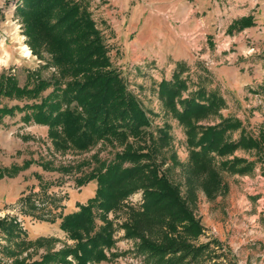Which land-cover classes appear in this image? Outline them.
<instances>
[{"label": "rangeland", "instance_id": "374dc122", "mask_svg": "<svg viewBox=\"0 0 264 264\" xmlns=\"http://www.w3.org/2000/svg\"><path fill=\"white\" fill-rule=\"evenodd\" d=\"M16 2L0 0V75L13 78L18 88L30 90L58 71L47 65L51 57L46 51L40 56L32 53L23 23L15 15ZM126 5L128 11L143 9L136 29L128 28L129 12L111 1L92 0L89 11L113 67L149 113L151 125L145 133L158 137V129L169 126L170 141L157 160L165 163L161 171L184 194L183 168L189 151L183 128L158 100L157 85L171 78L176 63H185L183 76L188 83L193 87L201 80L208 90H216L226 103L221 110L223 117L238 119L256 136L260 127L264 128V94L259 90L264 81V0H130ZM248 16H252L253 26L228 31L232 22ZM147 20L148 26L142 30ZM24 46L30 50L28 56ZM51 91L52 86L31 100L0 96V108L13 109L12 115L0 118V220L14 222L21 230V239L34 243L10 255L8 251L16 248L0 231V264L16 260L29 264L41 261L47 253L73 248L76 241L60 228L62 218L87 206L98 187L96 179L82 185L78 180L98 161L108 164L122 151L105 140L81 153L54 149L48 126L22 120L31 111L16 109L40 104ZM215 122L212 119L204 124ZM234 156L256 160L254 152L241 149ZM221 176L226 191L213 201L198 192L196 204L191 206L203 227L193 244L214 243L211 255L191 264H264V158L256 161L250 174L222 172ZM73 195L77 198L70 208ZM143 203L144 191L137 189L122 201L119 210L106 214L105 221L112 224L113 244L104 250L107 260L96 264H150L135 250L139 240L126 238L122 227L130 209L141 210ZM92 212L97 231L104 220L100 210ZM67 260L77 264L70 255Z\"/></svg>", "mask_w": 264, "mask_h": 264}, {"label": "trees", "instance_id": "16d2710c", "mask_svg": "<svg viewBox=\"0 0 264 264\" xmlns=\"http://www.w3.org/2000/svg\"><path fill=\"white\" fill-rule=\"evenodd\" d=\"M90 1L16 2L15 15L23 23L32 53L40 56V52L46 51L51 57L47 65L58 72L49 81L40 80L30 90L20 89L13 78L0 75V96L31 100L52 86L40 104L16 109L31 111L22 120L48 126V138L54 149L81 153L99 140L122 148L110 163L98 161L95 169L78 180L82 185L96 179L98 187L87 206L62 218L60 228L76 241L75 246L47 253L41 261L29 264H72L67 260L69 255L77 264L107 260L104 250L113 244V229L111 222L105 221L106 214L119 210L122 201L137 189L144 191V203L141 210L130 209L122 225L126 238L139 240L137 254L150 264L194 263L211 255L210 245L214 244L213 241L193 244L203 231L191 208L196 204L197 193L202 192L207 201H213L226 191L222 172L239 176L252 173L256 161L264 158V128L260 127L253 136L238 119L223 117L221 110L226 103L218 92L208 90L201 80L192 87L183 76L186 64L176 63L171 78L158 83L157 97L184 131L189 154L183 168L182 194L180 187L161 171L165 163L157 160L170 141V128L165 125L158 129V137L145 133L151 125L149 113L113 67L103 36L89 11ZM253 25L252 16L243 17L232 22L228 31L238 32ZM259 90L264 94V81ZM12 111L0 108V118L12 115ZM212 119L216 121L212 125L204 124ZM235 133L238 135L233 138ZM239 149L254 152L256 160L234 156ZM26 202L30 203V197ZM94 208L101 211L100 218L104 220L97 231H94ZM0 231L16 248L8 251L10 255L34 245L21 239V230L12 221L0 220ZM14 264L26 263L16 260Z\"/></svg>", "mask_w": 264, "mask_h": 264}, {"label": "crops", "instance_id": "0c3cea01", "mask_svg": "<svg viewBox=\"0 0 264 264\" xmlns=\"http://www.w3.org/2000/svg\"><path fill=\"white\" fill-rule=\"evenodd\" d=\"M107 2V1H111V3H116V4H118V6H120V10L121 9H124V10H126V11H128V6L126 5V1H127V4H128V1H130V0H104V2ZM125 5V6H124ZM129 13L127 14V18H128V28L129 29H136L137 28V26L138 25H140V19H141V17H142V15H143V9H141V8H139V7H136V8H132V11H128ZM148 20L146 21V23H144V25H143V27H142V30H145L146 29V27L148 26ZM128 28H127V30H128ZM141 31V30H140ZM37 173H39V172H37ZM89 190V189H88ZM84 194V193H83ZM84 196V195H83ZM19 197V196H18ZM76 198H77V196H75V195H73V197H72V201H70L68 204H69V206H70V208H71V205H72V203H73V201L74 200H76ZM74 204V203H73Z\"/></svg>", "mask_w": 264, "mask_h": 264}, {"label": "bare ground", "instance_id": "6f19581e", "mask_svg": "<svg viewBox=\"0 0 264 264\" xmlns=\"http://www.w3.org/2000/svg\"><path fill=\"white\" fill-rule=\"evenodd\" d=\"M23 50H24V52H26V54H27V56H28V54H29L28 52H30V50L28 51L26 46H24ZM27 56H26V57H27ZM29 57H30V56H29Z\"/></svg>", "mask_w": 264, "mask_h": 264}]
</instances>
